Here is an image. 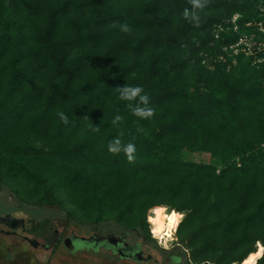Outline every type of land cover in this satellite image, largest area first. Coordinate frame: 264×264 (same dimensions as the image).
<instances>
[{"label": "trees", "instance_id": "trees-1", "mask_svg": "<svg viewBox=\"0 0 264 264\" xmlns=\"http://www.w3.org/2000/svg\"><path fill=\"white\" fill-rule=\"evenodd\" d=\"M199 4L0 0V190L183 252L169 264H240L258 243L264 264V63L233 64L222 48L237 34L215 37L235 14L252 32L264 0ZM126 84L143 88L151 117L119 98ZM154 207L183 215L171 250L150 234Z\"/></svg>", "mask_w": 264, "mask_h": 264}, {"label": "rangeland", "instance_id": "rangeland-1", "mask_svg": "<svg viewBox=\"0 0 264 264\" xmlns=\"http://www.w3.org/2000/svg\"><path fill=\"white\" fill-rule=\"evenodd\" d=\"M183 158L189 162L194 163H208L210 162V156L208 154H200V153H190L187 151L183 152ZM15 208L12 209V212L15 211L16 216L25 219L29 225L26 235L32 239H36L39 243L44 244H56L55 248L52 251L45 249H32L30 246L26 245L23 248L26 250L25 254V264H126L123 260H119L117 257L100 255L99 253H92V251H88L86 255H76L72 256L68 253V251L60 246L61 242L56 237L54 231L59 230L64 232V234H68L70 231H74L76 234L81 236H88L92 233H106L110 232L108 228L110 227H89V226H81L79 224L71 223L64 217L63 213L56 207H44V208H33L29 206L22 205L18 203L17 200L13 197L10 191L7 188H2L0 190V211H10V207ZM20 208L19 211L18 207ZM17 208V209H16ZM157 207L151 208L147 213V223L149 222V216L155 215V209ZM166 212H169L170 209L166 208ZM183 216V215H182ZM181 218L180 222L182 221ZM179 222V224H180ZM149 225V229H150ZM179 226V225H178ZM106 228V229H105ZM178 228V227H177ZM114 231L116 234L121 235L122 237L128 236V240L131 244L138 245L145 258V262L138 264H169L171 256H179L184 258L183 252L180 250H176L170 254L164 255L160 253L156 248L152 245L145 243L142 238L136 236L133 233L124 232L118 228ZM111 231V232H112ZM63 234V235H64ZM155 235V234H154ZM153 238V237H152ZM154 239V238H153ZM176 231L172 235V237L167 239H162L161 243L159 240H156L157 246L165 250H171L174 247V243L177 242ZM1 242L10 243V250L13 247L14 242L11 239H1ZM58 241V242H57ZM16 244V243H15ZM258 246V245H257ZM22 247V243H21ZM257 249V248H256ZM1 253V252H0ZM130 264V263H128ZM135 264V263H131ZM137 264V263H136ZM172 264H174L172 262ZM175 264H183L181 260L179 263ZM214 264V263H212Z\"/></svg>", "mask_w": 264, "mask_h": 264}, {"label": "flooded vegetation", "instance_id": "flooded-vegetation-1", "mask_svg": "<svg viewBox=\"0 0 264 264\" xmlns=\"http://www.w3.org/2000/svg\"><path fill=\"white\" fill-rule=\"evenodd\" d=\"M10 207V206H9ZM18 210H20L19 206ZM0 211V238L1 239H11L14 243L10 250V243L0 241V264H25L26 250L23 248L26 245L30 246L32 249H45L52 251L56 244H41L36 239H32L26 235L28 230V223L25 219L18 217L15 211ZM17 209V208H16ZM56 237L61 242L60 246L64 247L68 253L72 256L76 255H86L90 250L92 253H99L100 255H108L117 257L119 260H123L126 264L128 263H142L147 260L141 250V248L136 244H131L128 240V236L122 237L115 232L106 233H92L91 235L81 236L76 234L74 231H70L68 234H64L59 230L54 231ZM64 234V235H63ZM106 235L115 234L121 238V242L117 243L116 246H111L105 242L88 241V239L94 235ZM30 241H35L37 244L34 246ZM58 242V241H57ZM16 243V244H15ZM22 243V247H21Z\"/></svg>", "mask_w": 264, "mask_h": 264}, {"label": "built area", "instance_id": "built-area-1", "mask_svg": "<svg viewBox=\"0 0 264 264\" xmlns=\"http://www.w3.org/2000/svg\"><path fill=\"white\" fill-rule=\"evenodd\" d=\"M260 21H255L253 23H248L245 25L247 27H253L252 32H244L245 27L239 26V20L241 16L239 14H235L230 20H228L227 24L224 26L220 25L215 29V37L218 38L221 32L227 30L228 32L236 33V40L224 46L222 48V52L224 55L233 57V64H235L236 56H243L245 59L252 58L253 65H259L260 63H264V4H262L259 8ZM224 27V28H223ZM220 61H226L223 54L219 56ZM151 225V224H149ZM150 234L155 240H159L161 243V239L155 237L154 232L152 230V226H150ZM205 264H212L207 262Z\"/></svg>", "mask_w": 264, "mask_h": 264}, {"label": "clouds", "instance_id": "clouds-1", "mask_svg": "<svg viewBox=\"0 0 264 264\" xmlns=\"http://www.w3.org/2000/svg\"><path fill=\"white\" fill-rule=\"evenodd\" d=\"M195 3L197 7L201 6L199 4V0H195ZM185 15L187 16V11L185 12ZM122 30L125 32L130 31L127 24L122 25ZM118 91H119V98L122 101L133 102V101H137L138 98V103L134 105L131 103L129 104V107L131 108L133 115L140 118H147L153 115L154 110L149 106L150 98L147 94H144V90L142 87L140 86L133 87L126 84L123 87H118ZM59 117L64 124H68L69 119L65 113L60 112ZM120 119L121 117L116 116L115 119L113 120V123L117 124L120 121ZM96 128L98 130V127ZM108 149L110 152L113 153L121 151V140L117 138L114 141H112L109 144ZM123 151L128 153L129 158L131 159V153L135 151V145L129 143L128 145L123 146Z\"/></svg>", "mask_w": 264, "mask_h": 264}, {"label": "bare ground", "instance_id": "bare-ground-1", "mask_svg": "<svg viewBox=\"0 0 264 264\" xmlns=\"http://www.w3.org/2000/svg\"><path fill=\"white\" fill-rule=\"evenodd\" d=\"M182 217V214L177 213L176 211L166 212L165 207H157L155 209V215L149 216V222L152 226L155 237L161 240L172 237L177 230ZM262 255L263 246L258 243L256 251L249 254L240 264H257Z\"/></svg>", "mask_w": 264, "mask_h": 264}, {"label": "water", "instance_id": "water-1", "mask_svg": "<svg viewBox=\"0 0 264 264\" xmlns=\"http://www.w3.org/2000/svg\"><path fill=\"white\" fill-rule=\"evenodd\" d=\"M88 241H96V242H105L111 246H116L117 243H120L122 240L120 237L116 236L115 234H106V235H94L88 239ZM34 246L37 244L35 241H30Z\"/></svg>", "mask_w": 264, "mask_h": 264}]
</instances>
